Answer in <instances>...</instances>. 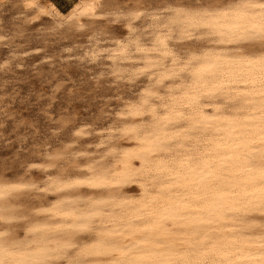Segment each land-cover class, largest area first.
I'll return each instance as SVG.
<instances>
[{"label":"bare ground","instance_id":"bare-ground-1","mask_svg":"<svg viewBox=\"0 0 264 264\" xmlns=\"http://www.w3.org/2000/svg\"><path fill=\"white\" fill-rule=\"evenodd\" d=\"M101 3L78 0L59 18L45 4L38 8L80 29ZM247 3L264 0L172 6L148 24L149 46L127 19L132 35L114 48V69L121 71L132 49L144 59L141 69H150L145 92L125 108L130 141L112 166L104 160L48 181L58 198L23 240L8 224L25 183L0 180V264H264V65L252 27L261 20L259 9L232 10ZM195 32L208 43L178 55L172 40ZM132 182L140 195L126 200L121 189ZM82 186L104 191L87 197ZM93 229V242L72 257Z\"/></svg>","mask_w":264,"mask_h":264},{"label":"rangeland","instance_id":"rangeland-1","mask_svg":"<svg viewBox=\"0 0 264 264\" xmlns=\"http://www.w3.org/2000/svg\"><path fill=\"white\" fill-rule=\"evenodd\" d=\"M77 1L0 0V180L25 183L14 197L17 221L8 224L22 240L34 224L50 216L58 198L48 181L86 173L90 165L104 160L112 166L120 147L130 141L123 137V124L131 120L128 105L145 92L150 69H141L144 59L133 49L130 58L120 60L121 71L114 69V48L132 35L127 19L149 46L152 19L166 16L172 6L217 0H102L98 17L89 18L85 28L59 25L56 19ZM42 4L58 18L40 10ZM206 36L195 32L172 43L183 57L207 44ZM168 84L169 79L162 85ZM53 158H59L54 168ZM139 188L132 182L121 191L129 200L139 197ZM101 191L82 186L87 197ZM95 237V229L81 235L72 257Z\"/></svg>","mask_w":264,"mask_h":264},{"label":"snow or ice","instance_id":"snow-or-ice-1","mask_svg":"<svg viewBox=\"0 0 264 264\" xmlns=\"http://www.w3.org/2000/svg\"><path fill=\"white\" fill-rule=\"evenodd\" d=\"M259 9V16L261 23L259 25H253V29L259 33V41L260 44L257 46L256 51L260 53L258 59L262 62V65H264V4H255V3H247V4H237L235 7L232 9L233 11L240 12L241 9H244L245 12L240 13L241 15L246 14L247 9ZM247 31V29H245ZM250 35L252 33H249ZM192 60H198L199 58L196 57L195 55L191 56ZM215 95L219 96L222 95V92L220 89H217L215 92Z\"/></svg>","mask_w":264,"mask_h":264}]
</instances>
